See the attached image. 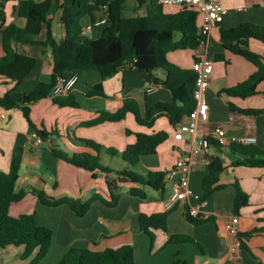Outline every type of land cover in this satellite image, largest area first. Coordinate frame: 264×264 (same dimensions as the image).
I'll return each instance as SVG.
<instances>
[{
  "label": "crops",
  "instance_id": "crops-1",
  "mask_svg": "<svg viewBox=\"0 0 264 264\" xmlns=\"http://www.w3.org/2000/svg\"><path fill=\"white\" fill-rule=\"evenodd\" d=\"M21 0H7L5 6L6 23L24 26L25 20L19 19L16 8ZM227 10L222 24L212 29L209 37V53L212 59L222 55L220 61L214 60V72L207 90L210 107L208 123L203 125L195 135H184L182 140H175L174 128L167 117H159L152 128L142 126L132 113L120 122H105L95 126L87 123L98 117L102 111L117 112L126 100H133L140 109H150L157 103L172 101L171 93L161 86L152 85L148 78L132 65H126L116 75L103 80L99 72L78 71L77 83L72 95L80 104L79 108L60 107L52 98L44 99L32 105L31 117L37 126L44 125L51 131L60 134L56 145L65 151L74 153H92L95 151L75 144L72 138L92 140L103 147L101 160L104 165L121 169L126 166L119 156H110L106 149L114 148L123 152L128 145L136 141L132 133L152 134L167 132L169 139L158 148V154L146 156L135 168L137 172H166L173 168L180 159L193 164L190 185L198 198L180 202L169 211L168 233L153 231L154 241L141 231L139 217L141 214L153 215L167 212L164 201L169 195L170 187L163 192L146 189L147 199H140L129 194L131 188L143 186L125 184L121 190V199L116 208H108L97 202L84 217H78L68 206L47 207L42 205L31 193L32 189L45 191L50 197L60 199L74 198L88 201L99 193L108 197L107 175L93 173L76 168L56 159L48 142L38 145L32 138V130L23 117L22 111L0 110V171L10 173L16 156L22 157L17 192L26 191L20 202L13 203L10 215L36 213L37 223L54 231V239L46 258L39 264H58L64 254L71 248H85L104 251L131 245L135 249L136 264H172L179 260L182 264H264V234L245 241L240 246L235 231L264 227V168L234 166V162L243 159L228 148L220 149L211 145L208 150H200V142L206 133L215 125H222L227 130V142H233L242 136L258 139L257 147L264 149V116L245 115L239 110H264V82L258 85L257 95L247 99L220 95L221 90L232 88L253 75L257 68L244 57L226 51L220 41V30L235 28L249 23L264 27V0H221ZM171 11L175 10L177 7ZM202 19H200V26ZM86 34L97 39L102 34L101 27L93 26L90 18L82 21ZM54 31L58 41L65 35L59 15L54 20ZM96 28V29H95ZM94 29V30H93ZM45 35V34H44ZM43 35V38H44ZM20 51L37 59L35 70L26 80L20 92L29 93L38 82H49L52 74V58L44 48L20 45ZM250 49L264 57V44L250 41ZM0 35V57L3 56ZM197 50H179L168 54L170 62L186 69H191ZM0 78V96L13 89L14 84ZM102 84L105 96H88L92 87ZM153 87L149 92V88ZM231 106L235 110L231 109ZM1 115L6 116L3 120ZM52 142H56L52 138ZM219 157L226 166L220 177L217 190L212 196L204 199L203 179L209 173L207 156ZM110 157H113L110 158ZM113 175H109L112 178ZM236 185L249 196V205L241 210L240 216L232 213L236 197ZM203 202V203H202ZM186 208L199 211L209 221L203 225H193L187 221ZM171 235H187L196 244L166 245ZM14 246L0 248V255L7 253L13 259H0V264H29L24 261L23 248L11 250ZM13 254V255H12Z\"/></svg>",
  "mask_w": 264,
  "mask_h": 264
},
{
  "label": "trees",
  "instance_id": "trees-1",
  "mask_svg": "<svg viewBox=\"0 0 264 264\" xmlns=\"http://www.w3.org/2000/svg\"><path fill=\"white\" fill-rule=\"evenodd\" d=\"M7 0H0V35L3 56L0 57V78L13 83V89L0 96V110L22 111L33 133L38 134L43 142H48L53 156L76 168L93 173L107 175L106 185L108 197L99 193L94 194L88 201L64 197L56 199L45 191L32 189L39 202L47 207L66 205L78 217H84L91 210L92 205L100 202L108 208H116L121 199V190L125 184H135L144 188H131L129 194L140 199L148 198V189L163 192L166 188V172H148L142 174L136 171L141 159L158 154V148L169 139L167 132L152 134L132 133L136 141L127 146L123 152L114 148L106 149L110 156H119L126 164L121 169L104 165L101 160L103 147L92 140L72 138L75 144L90 148L92 153L71 154L59 148L52 142V138H60L57 130L47 131L44 125L37 126L31 117L32 105L44 99L52 98L53 103L60 107L79 108L80 104L72 95L52 97V90L59 77L78 71L99 72L103 80L116 75L126 65H132L144 74L152 85L161 86L172 95L171 102L157 103L152 108L140 109L133 100H126L124 107L117 112L102 111L98 117L89 121L87 125L95 126L105 122H120L132 113L136 121L152 128L159 117H167L174 129L186 123L196 107L194 90L196 86V72L182 68L168 59V54L179 50L196 51L203 39L200 33V15L192 7H177L165 13L164 6L159 0H135L134 15L126 16L128 0H21L16 8L19 19L25 20L24 26L6 23L5 6ZM143 10V13H139ZM104 15L100 17V15ZM59 15L65 35L58 41L54 31V20ZM90 18L94 24L100 19H106L99 38L89 37L82 25L84 18ZM45 34V35H44ZM44 35V38H43ZM257 40L264 44V27L244 23L235 28L220 30V41L223 48L234 55L244 57L253 63L257 70L246 81L221 90L220 95L247 99L257 95V87L264 82V57L250 49V41ZM20 45L44 48L51 54L52 74L49 82L40 81L32 91L20 92L26 80L35 70L37 59L25 55L20 51ZM222 55L214 57L220 61ZM7 83V84H8ZM88 96H105L102 84L92 87ZM231 109L235 110L233 106ZM245 115L264 116V110H239ZM210 145L220 149L228 148L243 159L234 162V166L264 168V149L256 145H245L237 142L221 144L213 139ZM209 173L202 181L204 199L212 196L217 190L220 177L225 171L224 161L213 155L207 156ZM22 157L16 156L12 171H0V248L14 246L23 248L22 259H31L29 264H39L48 255L54 239V231L37 223L36 213L22 214L18 217L10 215L13 203L20 202L26 196V191L17 192L20 177ZM109 175H113L109 178ZM233 203L232 213L240 216L241 210L249 205V196L239 185ZM170 212L153 215L141 214L139 224L154 241L153 231L161 230L168 233ZM186 219L193 225H203L208 218L191 214L186 208ZM264 234L261 229L237 231V238L242 248L245 241ZM196 244L187 235H171L166 245ZM58 264H136L135 249L125 245L117 249L108 248L104 251H94L85 248H71L61 258ZM172 264H182L175 260Z\"/></svg>",
  "mask_w": 264,
  "mask_h": 264
},
{
  "label": "built area",
  "instance_id": "built-area-1",
  "mask_svg": "<svg viewBox=\"0 0 264 264\" xmlns=\"http://www.w3.org/2000/svg\"><path fill=\"white\" fill-rule=\"evenodd\" d=\"M158 2L164 7H192L199 13L200 19H202L200 33L203 39L197 50L196 58L192 63V69L196 72V86L193 95L196 107L192 114H190L188 121L178 125L174 130L175 140H182L186 134L195 136L201 130L202 126L208 123L210 107L207 100V90L214 72V60L210 56L208 42L212 29L223 23L227 10L222 5L221 0H159ZM106 23L107 21L104 18L94 23L93 26L102 27ZM78 82V75L73 73L70 76L59 77L52 90V97L70 95ZM152 89L153 87H150L148 91L151 92ZM1 117L3 120L7 119L5 115H1ZM32 138L38 145L44 143L36 133L32 134ZM211 139L221 144L226 143V128L222 125L213 126L201 140L200 148L195 149L194 153L196 154L200 150H208L211 146ZM233 142L245 145H256L258 139L252 136H242ZM192 170L193 164L189 160L180 159L173 168L166 171V186L169 185L170 187L169 195L164 201V206L167 211L173 210L180 202L187 199L198 198L190 185ZM191 214L195 217L200 215L199 211L192 209ZM235 233L237 234V231Z\"/></svg>",
  "mask_w": 264,
  "mask_h": 264
},
{
  "label": "rangeland",
  "instance_id": "rangeland-1",
  "mask_svg": "<svg viewBox=\"0 0 264 264\" xmlns=\"http://www.w3.org/2000/svg\"><path fill=\"white\" fill-rule=\"evenodd\" d=\"M135 5H136V2H135V0H128L127 1V9H126V13H125V15L126 16H132V15H134V12H133V7H135ZM173 8H171V7H169V6H165L164 7V12L165 13H168V12H171V10H172ZM139 13H143V10H140L139 11ZM96 29V28H95ZM94 30V29H93ZM5 93H7V91L5 92ZM48 131L50 132L51 130L50 129H48ZM54 139H55V141L56 142H54L55 144L58 142V138L57 137H54ZM59 143V142H58ZM62 150H64L63 148H62ZM110 158H112L113 159V157H110ZM14 216V215H13ZM17 247H12V249L11 250H17L16 249ZM13 255V254H12ZM8 259V262H10L13 258L12 257H10L9 255H7V253H2V255H0V259Z\"/></svg>",
  "mask_w": 264,
  "mask_h": 264
},
{
  "label": "water",
  "instance_id": "water-1",
  "mask_svg": "<svg viewBox=\"0 0 264 264\" xmlns=\"http://www.w3.org/2000/svg\"><path fill=\"white\" fill-rule=\"evenodd\" d=\"M104 15L102 14V15H100V17H103ZM72 73H69L67 76H70Z\"/></svg>",
  "mask_w": 264,
  "mask_h": 264
}]
</instances>
